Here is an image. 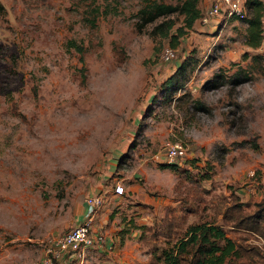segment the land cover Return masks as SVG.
<instances>
[{
  "label": "rangeland",
  "instance_id": "obj_1",
  "mask_svg": "<svg viewBox=\"0 0 264 264\" xmlns=\"http://www.w3.org/2000/svg\"><path fill=\"white\" fill-rule=\"evenodd\" d=\"M181 1L0 0V264H38L88 193L128 177L159 199L154 228L166 212L174 218L170 236L145 233L138 264H162L190 223H220L231 190L249 208L264 202V10L252 48L246 6L241 19L203 21L212 0H200L201 18L173 47L151 31L182 16L144 22L142 10ZM165 46L175 49L166 62ZM181 63L184 83L165 89ZM167 140L185 146L182 171L159 154ZM227 235L258 246L245 264H264L261 237Z\"/></svg>",
  "mask_w": 264,
  "mask_h": 264
},
{
  "label": "trees",
  "instance_id": "obj_2",
  "mask_svg": "<svg viewBox=\"0 0 264 264\" xmlns=\"http://www.w3.org/2000/svg\"><path fill=\"white\" fill-rule=\"evenodd\" d=\"M200 0H182L179 4L153 3L148 8L142 10L144 22L154 21L159 16L176 12L182 16L183 24L175 26L173 17H164L154 24L151 34L161 38L168 37L170 44L174 47L178 42V37L185 32V28H191L195 21L201 18V10L198 6ZM245 6L249 12L245 18L246 38L245 44L256 48L262 40V21L261 17L264 10L262 0H245ZM174 28V31H171ZM68 46L80 54L82 59L83 47L74 40L67 41ZM184 64L178 66L176 72L163 82L165 89L177 88L184 83L181 77V70ZM243 77V76H242ZM175 163H168L166 166L175 171H182ZM180 169V170H179ZM248 202L242 200L234 190L230 191L229 199L222 210L221 222L202 221L190 223L182 235L174 244L165 250L162 264H245L242 255L257 251L258 246H246L237 243L227 235L228 227L247 231L261 237L264 242V202L254 203L253 208L248 207ZM174 218L168 212L160 219L161 228L156 227L155 222L151 225H142L141 239L148 241L146 232L154 230L162 234L171 235ZM159 222V223H160ZM154 226V227H153ZM157 231V232H156Z\"/></svg>",
  "mask_w": 264,
  "mask_h": 264
},
{
  "label": "crops",
  "instance_id": "obj_3",
  "mask_svg": "<svg viewBox=\"0 0 264 264\" xmlns=\"http://www.w3.org/2000/svg\"><path fill=\"white\" fill-rule=\"evenodd\" d=\"M110 189L111 193H106L107 187L93 192L103 196V204L93 214L92 228L104 234V243L86 249L82 256L76 252L64 253L55 260L56 264H138L137 261L144 255L140 247L145 241L141 239L140 226L157 221L153 219L154 211H151L155 207L150 210L149 207L159 199L151 197L148 190L130 177L124 195L114 193L113 187ZM171 201L167 198L164 203L170 205ZM85 211L86 205L82 202L77 222L82 220Z\"/></svg>",
  "mask_w": 264,
  "mask_h": 264
},
{
  "label": "built area",
  "instance_id": "obj_4",
  "mask_svg": "<svg viewBox=\"0 0 264 264\" xmlns=\"http://www.w3.org/2000/svg\"><path fill=\"white\" fill-rule=\"evenodd\" d=\"M246 16L245 0H212L202 17L203 21L208 19H225L235 17L241 19ZM163 61H169L175 57V49L165 46L160 54ZM185 153V146L179 142L169 140L163 143V152L159 153L167 163H177ZM159 154L155 157L158 158ZM113 192L125 194V186L122 183L113 185ZM86 211L84 217L65 231L58 233L45 242L42 255L38 264H56L55 260L67 252H76L84 255L86 249L104 243V234L94 231L92 228L93 214L103 204V196L100 193L87 194L84 197Z\"/></svg>",
  "mask_w": 264,
  "mask_h": 264
},
{
  "label": "clouds",
  "instance_id": "obj_5",
  "mask_svg": "<svg viewBox=\"0 0 264 264\" xmlns=\"http://www.w3.org/2000/svg\"><path fill=\"white\" fill-rule=\"evenodd\" d=\"M262 93H260V92H253V94L252 95H250V96H245V97H241V100H244V99H247V100H249V101H252V100H254L257 96H260Z\"/></svg>",
  "mask_w": 264,
  "mask_h": 264
}]
</instances>
